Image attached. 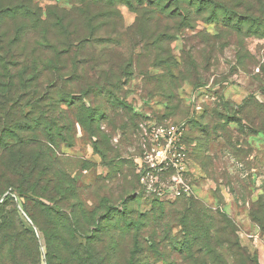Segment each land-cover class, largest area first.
Listing matches in <instances>:
<instances>
[{"label": "rangeland", "instance_id": "rangeland-1", "mask_svg": "<svg viewBox=\"0 0 264 264\" xmlns=\"http://www.w3.org/2000/svg\"><path fill=\"white\" fill-rule=\"evenodd\" d=\"M40 2L43 6L52 4ZM256 6L254 14L264 15L260 5ZM120 11L124 27L134 29L130 36L123 37L121 45L107 52L117 73L130 63L118 92L120 104L114 107L93 90L85 104L95 111H100V104L106 109L98 116V136H92L82 125L77 108L65 113L69 125L66 139L57 137L54 144L44 143L49 159H53V177H67L74 183L75 216L80 217L82 209L90 211L94 225L103 214L105 224L118 225L128 210L139 219L151 216L141 224L137 236L144 248L137 249L134 232L117 230L104 252L103 264H129L134 257L147 258L143 264H264V227L252 216L264 187V36L196 17L191 24L166 20L163 24L170 35H160L154 43L145 36L147 26L138 29V16L131 8L121 5ZM13 25L6 21L4 32L11 31ZM148 27L152 28V23ZM163 46L171 57L169 64L157 60ZM43 61V76L34 96H40L47 109L56 84L53 73H57L49 66L59 64L51 52ZM11 72L8 67H0L2 85L10 84L9 79L15 76ZM21 95L29 100L30 94ZM17 97L13 95L12 104L2 103L0 122L21 117V99L14 103ZM23 106L27 115L36 117L40 113L38 108ZM152 124L183 127L181 137L187 154L182 161L191 196H153L140 181L138 162L150 151ZM172 173L167 169L161 178L168 180ZM38 177L52 175L42 173ZM131 195L137 198L130 201ZM149 196L161 201L164 215L161 209H153L161 203ZM186 200L220 212L225 221L211 228L201 226L200 231L209 234L208 238L185 241L188 231L183 220L193 210H185L192 207L189 202L184 205ZM38 235H34L39 246L38 264H48L46 242ZM78 255L87 254L80 247L74 257ZM65 257L69 260L67 252ZM25 263L32 264L31 257ZM51 264L66 262L55 256Z\"/></svg>", "mask_w": 264, "mask_h": 264}, {"label": "trees", "instance_id": "trees-1", "mask_svg": "<svg viewBox=\"0 0 264 264\" xmlns=\"http://www.w3.org/2000/svg\"><path fill=\"white\" fill-rule=\"evenodd\" d=\"M40 1L52 4L43 6ZM261 2L264 0H0V67H8L15 73L12 77L15 81L9 79L7 86L0 83V116L4 115L2 103L12 104L13 95L18 96L14 103L23 100L18 107L22 108L21 117L16 115L0 122V264H26L29 257L32 264H38L35 233H40L38 236L46 242L48 264L55 256L64 259L66 264H103L104 252L112 244L117 230L127 234L134 232V244L137 249L142 246L137 236L141 224L151 218L149 215L139 219L128 210L118 225L105 224L106 214L94 225L93 213H86L85 209L80 210V217L75 216L74 183L67 177H53V159H49L44 144H54L57 137L66 139L69 125L65 113L77 108L82 125L92 136H98V116L106 109L100 104V111H95L85 104L93 90L103 94L106 102L114 107L120 104L118 92L130 63L124 68L121 66V72L117 73L110 65L107 52L121 45L123 37L134 31L124 27L120 6L126 5L136 13L138 29L147 26L145 36L155 43L160 35H170L163 24L166 20L191 24L196 17L264 36V15L254 14L256 3L264 14ZM6 21L14 23L11 31L4 32ZM149 23L152 28L148 27ZM164 48L157 60L169 64L171 57ZM48 52L57 56L59 65L49 66L57 71L52 78L56 84L45 109L42 104L45 101L34 93L39 88L43 76L41 67ZM51 60L55 61V57ZM14 82L16 87L12 86ZM25 93L30 94L28 101L21 97ZM4 96L8 97L6 101ZM24 103L38 108L40 113L36 117L27 115ZM203 130L206 132L205 128ZM42 173L52 177H38ZM17 197L23 201H17ZM129 198L132 201L137 196ZM148 198L161 203L152 196ZM187 202L192 207L185 210H193L190 215L185 214L186 220H183L188 231L185 241L208 238L209 234H203L200 227L211 228L214 223L225 221L220 212L199 208L191 200H186L184 205ZM256 204L253 219L264 227V187ZM18 208L30 224L22 218ZM155 208L161 209L164 215L162 203L153 206ZM80 247L87 255L74 257ZM146 261L147 258L134 257L129 264Z\"/></svg>", "mask_w": 264, "mask_h": 264}, {"label": "built area", "instance_id": "built-area-1", "mask_svg": "<svg viewBox=\"0 0 264 264\" xmlns=\"http://www.w3.org/2000/svg\"><path fill=\"white\" fill-rule=\"evenodd\" d=\"M183 130L182 126L174 124L150 126L151 148L145 153L142 161L138 162L140 181L149 194L171 198L192 195L191 185L184 178L186 165L182 160L186 157L187 147L182 142ZM167 169L174 173L168 180L167 178L163 180L161 174Z\"/></svg>", "mask_w": 264, "mask_h": 264}, {"label": "water", "instance_id": "water-1", "mask_svg": "<svg viewBox=\"0 0 264 264\" xmlns=\"http://www.w3.org/2000/svg\"><path fill=\"white\" fill-rule=\"evenodd\" d=\"M6 195H4V197H5Z\"/></svg>", "mask_w": 264, "mask_h": 264}]
</instances>
